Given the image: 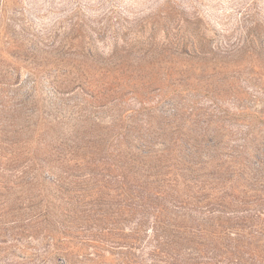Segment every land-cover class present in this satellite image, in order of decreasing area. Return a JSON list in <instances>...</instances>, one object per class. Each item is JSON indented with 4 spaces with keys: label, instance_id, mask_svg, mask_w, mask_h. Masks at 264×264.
Wrapping results in <instances>:
<instances>
[{
    "label": "rangeland",
    "instance_id": "rangeland-1",
    "mask_svg": "<svg viewBox=\"0 0 264 264\" xmlns=\"http://www.w3.org/2000/svg\"><path fill=\"white\" fill-rule=\"evenodd\" d=\"M0 264H264V0H0Z\"/></svg>",
    "mask_w": 264,
    "mask_h": 264
}]
</instances>
